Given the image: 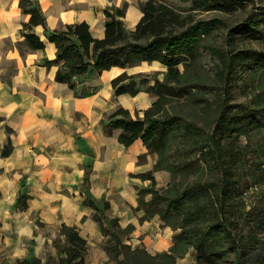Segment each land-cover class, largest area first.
Returning a JSON list of instances; mask_svg holds the SVG:
<instances>
[{"label":"trees","instance_id":"trees-1","mask_svg":"<svg viewBox=\"0 0 264 264\" xmlns=\"http://www.w3.org/2000/svg\"><path fill=\"white\" fill-rule=\"evenodd\" d=\"M184 1L191 3V10L178 11L161 0L141 1V16L132 29H128L123 21L125 3L121 6L107 5L103 10L104 34L97 38L91 34L85 21L47 31L39 3L35 0H18L20 9L29 17L20 28L23 39L17 42V47L21 52L24 47L30 50L43 49V41L32 30L34 26L42 25L47 39L55 46V57H43V62L47 66L55 65V81L66 84L70 89L75 88V79L89 70L100 74L112 66L126 68L143 61L162 63L165 70L161 79L157 76L150 78L149 74L141 71L128 73L123 70L110 80L114 94L135 95L145 90L155 96L150 106L142 110L141 117H132L128 109L118 106L108 115L106 124L108 133L112 128L120 129L117 139L124 146L140 139L149 152L157 155L152 169L131 174L149 181L147 187L137 191L135 209L144 211L139 220L158 214L165 225L173 230L179 229L173 235L174 243L169 251L163 253L166 256L176 251V248L180 249L178 253H184L192 246L200 252L203 260L217 262L229 255L225 244L228 242L236 254L235 264H255L264 256V246L254 238L253 233L249 238L236 231L232 234L234 229L229 216L235 211L242 214L246 210L244 202L233 208L230 199L238 185V171L247 164L249 156H246L249 138L243 143L240 136L248 137L249 132L264 129V49L251 46L237 48L233 29L227 26L228 48L220 50L213 45L206 47L216 66L213 80L222 82V96L214 105L213 100L205 96L194 101L208 115V124H198L194 119L183 121L177 114H170L164 108L169 96L185 95L196 100L195 94L191 93L196 81L188 76L189 67L197 58V47L222 23L219 18L197 17V13L225 8L230 2ZM240 28L247 38L264 41V8L258 14L246 17ZM251 77L253 80L258 78L260 83L249 93L248 99L244 102L230 101V87L234 79L240 78L243 83H247ZM150 79L153 80L151 84ZM91 94L93 91L80 93L81 96ZM175 136L184 144V149L177 160L173 161L169 158L178 154V151L171 149V140ZM9 150L7 142L2 153L6 155ZM193 152L196 156L190 157ZM262 152V148L259 153L252 151L254 158L247 165L254 184L264 179L263 161L259 160ZM199 160H204L213 169L216 173L214 179L204 182H182L183 179H179L169 183H173V190L156 188L155 171L166 170L174 178L176 170H186ZM89 171L90 165L87 164L83 179L85 187H88ZM143 193H149V199L141 198ZM27 197L25 194L18 195L16 202L20 208L25 207ZM162 199L166 200L163 210L158 207ZM82 203L94 209V218L101 229L104 228L103 219L117 227L111 231L114 240L111 249L115 257L118 256V244L121 243L118 231L128 233L133 225L129 223L121 228L115 217H107L105 209L109 208V203L104 199L96 201L87 195ZM172 210L184 213L176 224L164 219ZM60 228L63 243L59 252L64 255V264H82L87 240L78 233L75 226L61 224ZM18 264H35V259L23 258Z\"/></svg>","mask_w":264,"mask_h":264},{"label":"crops","instance_id":"crops-1","mask_svg":"<svg viewBox=\"0 0 264 264\" xmlns=\"http://www.w3.org/2000/svg\"><path fill=\"white\" fill-rule=\"evenodd\" d=\"M35 1L45 16L47 31L85 21L91 34L100 38L107 5L127 2L123 21L132 29L141 16L139 2L143 0ZM28 17L18 0H0V259L17 255L19 262L30 250L37 251L40 243L48 240L38 222L75 226L87 240L88 252H99L101 228L94 209L82 203L87 195L96 201L106 200L108 217H115L121 228L132 224L135 242L142 241L151 252L167 248L172 229L156 214L140 222L144 211L135 209L137 191L147 187L149 181L131 176L152 169L156 154L149 152L140 139L124 146L117 139L120 129L112 128L108 133L106 127L108 115L116 107L128 109L132 117H141L142 110L155 98L145 90L135 95L114 94L110 80L123 70L143 64L159 74L165 66L159 61H143L126 68L112 66L100 74L89 70L76 78L75 88L70 89L55 81L56 66L43 62V57H55V46L42 25L32 30L43 41V49L24 47L21 52L17 47L23 39L20 28ZM5 61L10 62L8 67ZM83 91L93 94L81 96ZM7 142L10 150L5 155L2 150ZM87 164L90 171L85 187ZM154 176L157 184V180L168 179L169 173L157 170ZM19 194L28 196L24 208L16 202ZM141 234L140 240L137 237Z\"/></svg>","mask_w":264,"mask_h":264},{"label":"rangeland","instance_id":"rangeland-1","mask_svg":"<svg viewBox=\"0 0 264 264\" xmlns=\"http://www.w3.org/2000/svg\"><path fill=\"white\" fill-rule=\"evenodd\" d=\"M161 1L176 10L183 12L191 10L192 7L189 1L184 0ZM124 3L125 5L127 4V2ZM261 8H264V0H230L228 6L225 8L197 13V17L204 16L208 18H219L222 23L220 24L219 29L215 30L211 36L205 38L204 41H202V44L197 47V58L189 67L188 76L194 78L196 81V85L191 91L192 94H195L196 100L188 98L185 95L169 96L164 104V108L170 114H177L183 121L194 119L198 124H208V115L201 110V105L195 104L194 101H199V98L205 96L213 100V105L214 103L216 104L222 96V82L213 80L216 66L214 64V59L210 55L207 48L208 46L213 45L218 47L220 50L227 49L228 42L226 41V34H228V32L226 27L231 26L233 29L234 42L237 48L251 46L264 49V41L247 38L243 33H241L240 28L246 17L258 14ZM4 64L8 67L10 62L5 61ZM139 69H143L144 71L141 72L149 74L150 78L155 76L158 78L160 77L159 79L162 78V72L159 74V71L153 70V68H150L146 64H143L141 68L128 69L127 72H139ZM258 83L260 82L256 77L254 80L253 77H251L247 83H243L240 78H235L230 87V101H246L248 99L247 97L250 95L249 93L255 89V87H258ZM247 138H249V147L246 151V156L249 155L248 162L243 168L239 169L238 185L230 198L232 204L234 205L233 208L238 207L241 202H244L246 210L242 214H238L236 211L230 214L229 217L232 222V229H234L231 232L234 234L236 231L240 235L244 237L247 236L248 238L251 237V233H253L254 238L261 242L262 246H264V179L260 180L258 184H254L249 176L250 174L248 173L247 167V165L251 163V160L254 158L252 151L259 153L261 148L263 149V152L261 153L259 160L263 161L264 166V129L260 132L253 130L252 132H249L248 137L240 136L243 143ZM171 149L178 151V154L169 158V160L176 161L184 149V144L178 136L172 138ZM190 155V157H194L196 156V153L193 152ZM168 173V179L157 180L156 188H167L169 191L173 185V183L172 185L169 183L178 181L179 179H183L182 182H191L194 180L204 182L216 177V173L204 160H199L196 164L193 163L186 170H176L174 178L171 177L170 172ZM165 191L166 190H163L162 192ZM142 197L143 199H149L150 194L143 193L141 194V198ZM165 205L166 200L164 199L158 202V207L161 210L165 208ZM107 210L108 208L105 209V214L108 217ZM133 210L134 209H132V211ZM156 215L161 219L158 214ZM183 216L184 213L172 210L164 219L176 224L181 218H183ZM161 220L164 221L163 219ZM139 221L142 222L143 220ZM102 223L104 228L100 229L102 241L98 243L99 252H88L87 250L82 264H235L236 254L235 251L229 247L228 242H225V244L229 255L217 262L203 260L200 252L192 246L188 247L187 251L184 253H178L180 252V249L176 248V251L170 252L169 256L164 255L163 253L168 252L170 246L174 243L173 235L179 231L178 228L174 230L172 229L173 233L170 239V246L156 252H151L147 249L142 241L135 242L136 238L132 236L134 233V226L128 233L118 231V234L121 237V243L118 244L119 254L115 257L114 251L111 249L114 244V240L111 237V231L117 229V227L111 225L105 219L102 220ZM37 224L43 233L46 234L48 240L40 243V248H38L37 251L33 252L30 250V252H28L25 256L29 259L34 258L35 264H64V255L59 252L63 243V235L61 233L60 226H45L41 225L39 222ZM144 234H141L137 238L141 240ZM37 244L38 243H36L35 246ZM88 248L89 247L87 245V249ZM21 256L22 258L24 257V255ZM17 258V255H5L2 259H0V264H17ZM5 259L9 260L3 262ZM255 264H264V256L260 257Z\"/></svg>","mask_w":264,"mask_h":264}]
</instances>
